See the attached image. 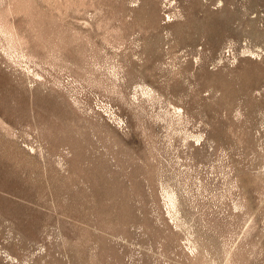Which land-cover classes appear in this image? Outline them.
<instances>
[{"label":"rangeland","instance_id":"obj_1","mask_svg":"<svg viewBox=\"0 0 264 264\" xmlns=\"http://www.w3.org/2000/svg\"><path fill=\"white\" fill-rule=\"evenodd\" d=\"M0 264H264V0H0Z\"/></svg>","mask_w":264,"mask_h":264}]
</instances>
